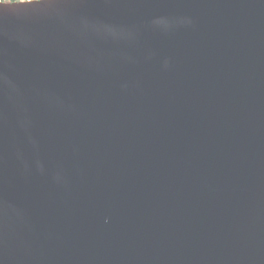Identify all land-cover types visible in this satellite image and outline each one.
<instances>
[{
  "label": "water",
  "instance_id": "95a60500",
  "mask_svg": "<svg viewBox=\"0 0 264 264\" xmlns=\"http://www.w3.org/2000/svg\"><path fill=\"white\" fill-rule=\"evenodd\" d=\"M0 264H264V0L0 2Z\"/></svg>",
  "mask_w": 264,
  "mask_h": 264
},
{
  "label": "trees",
  "instance_id": "16d2710c",
  "mask_svg": "<svg viewBox=\"0 0 264 264\" xmlns=\"http://www.w3.org/2000/svg\"><path fill=\"white\" fill-rule=\"evenodd\" d=\"M4 2H13V1H20V0H3Z\"/></svg>",
  "mask_w": 264,
  "mask_h": 264
},
{
  "label": "built area",
  "instance_id": "2783aa9c",
  "mask_svg": "<svg viewBox=\"0 0 264 264\" xmlns=\"http://www.w3.org/2000/svg\"><path fill=\"white\" fill-rule=\"evenodd\" d=\"M0 2H4L3 0H0Z\"/></svg>",
  "mask_w": 264,
  "mask_h": 264
},
{
  "label": "snow or ice",
  "instance_id": "6c2138e0",
  "mask_svg": "<svg viewBox=\"0 0 264 264\" xmlns=\"http://www.w3.org/2000/svg\"><path fill=\"white\" fill-rule=\"evenodd\" d=\"M37 2H39V0H37Z\"/></svg>",
  "mask_w": 264,
  "mask_h": 264
}]
</instances>
